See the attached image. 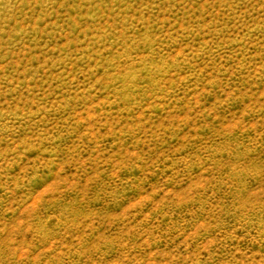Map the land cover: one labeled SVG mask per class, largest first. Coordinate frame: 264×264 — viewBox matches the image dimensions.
<instances>
[{
  "label": "rangeland",
  "instance_id": "rangeland-1",
  "mask_svg": "<svg viewBox=\"0 0 264 264\" xmlns=\"http://www.w3.org/2000/svg\"><path fill=\"white\" fill-rule=\"evenodd\" d=\"M0 264H264V0H0Z\"/></svg>",
  "mask_w": 264,
  "mask_h": 264
}]
</instances>
